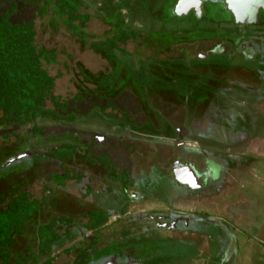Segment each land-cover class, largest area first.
Here are the masks:
<instances>
[{
    "label": "flooded vegetation",
    "instance_id": "1",
    "mask_svg": "<svg viewBox=\"0 0 264 264\" xmlns=\"http://www.w3.org/2000/svg\"><path fill=\"white\" fill-rule=\"evenodd\" d=\"M127 1L119 0L118 10L119 12L126 10L132 16L126 6ZM150 1L144 2L142 7H146L151 14L157 17L152 19L159 23L160 29L152 30L150 37H154L160 43L166 42L164 44L167 46L173 45V42L169 41L171 37L181 35L186 30L197 28L198 31L202 32L210 31L212 35H207L204 37L205 39L200 40V45L204 48H200L196 53L194 52L195 54L193 53L187 57L183 56L179 60L181 63L184 61L182 67H172L173 69L167 67L165 69V66H161L160 62L151 63V69H159L158 79L154 80H159L158 82L151 83L152 81L144 79L142 85L140 82L137 84L136 78L138 76L144 77V73L138 71L135 74L133 71H129V67L127 72L121 74V77L117 73H115V75H118L117 77L111 75L115 80L118 78V83L124 87L125 91L123 93L121 88L119 89V85L117 87L122 93L121 95H128L126 94L129 90L128 87L134 85L138 99L143 102L142 111L152 112L151 116L143 115L141 123L140 120L137 123V120L121 113L116 118H108L109 125L105 128V136L99 137L97 132L91 129L89 131L91 138L84 139L78 144L60 143L48 149L43 157L34 159L39 166L51 163L58 168L57 171L52 168L41 184L43 189L41 196L37 199H45L46 202L39 213L48 205V196H52L57 190H65L70 185L75 187L76 191H84L81 194L73 195L75 197L73 199L74 213L69 215L59 214L46 222H42V224H45L59 217H70L72 219L68 228L71 230L73 238L65 243L62 248L53 250L51 256L55 257V264H74L79 260L78 257L82 251H86V257L89 259L86 264H199L198 240L202 236L208 235L211 246H213L215 239L219 242L218 226L215 224L214 218L211 217L213 213L209 215L203 209L199 210L195 206L200 201V196L207 195L208 191L213 189L214 185L216 186L219 179H215V175L220 172L221 168L225 166L227 170H231L238 163L239 159L237 162L234 159L241 158L242 155L237 153L234 147L246 141L245 138L241 137L242 131L238 129L245 123L244 128L247 130L249 124L246 121L251 116V113L244 109L245 95L241 96L236 92L238 90L233 85V81L228 82L231 85L230 87L219 82L224 77H228L229 74L227 73L230 70L228 66L220 63L235 55L249 60L261 55L264 50L254 46L248 38L244 40V42L247 41V44L240 45L241 43L239 44L231 34L235 33L237 35L240 32L239 27L244 30L256 28L255 33H264V10H259L256 23L244 26L235 23L232 13L227 9L225 0H200L199 3L197 0H188L186 5L191 6L187 9L185 7L178 8L179 0H170L163 11H161L163 8L162 0H156L152 8L149 7ZM157 12H160L162 17H158ZM159 18H163L162 21L171 25L172 29H168V26L165 28L163 25L162 30L161 25L163 22L159 21L161 20ZM129 19L128 16L125 23H121L116 19L115 24H111L113 25L111 36L115 28L128 33H135V40L148 32L146 29L135 25L133 29H129L127 25ZM175 20L178 21L179 25L188 23V26L182 28L174 26ZM202 22L214 24V26L201 27L200 23ZM222 25H229L230 27ZM222 31H224L227 38L225 41L228 42L232 51L230 54L223 53L225 50L220 42L215 41V43L212 41V39L221 40L220 33ZM200 41L193 39L191 42L193 44ZM180 44H184L183 47H180L181 49L187 48L190 41L186 43L176 42L174 46ZM237 46H239V50L235 51ZM248 49H251V51L246 52ZM157 54H160V52ZM191 58L198 59L194 63L191 62L195 64V69L201 65L202 68L208 71H191L193 68L189 67L191 63L188 61ZM145 64L149 65L148 63ZM184 69H187L190 75L194 74V78L186 76L182 83L187 88L192 83L200 85L201 88L198 92L194 93L193 90L183 92L180 87L163 83V80L168 77L166 74L175 71L185 72ZM140 85L142 90L139 88ZM169 96L175 97L179 102L181 101L185 109L192 105L194 101H197L198 107H204L213 98L217 111L223 112L225 115V117L219 118L220 124L223 125V130L220 131L219 136H226L229 138L228 142L220 137L201 134L199 130L188 124L189 118L183 117V120L179 123L180 126L175 128V125L161 113V110L159 113L155 109V107L159 108L160 105L154 104V100L166 103ZM148 102L150 108L147 107L146 109ZM106 106L112 107L109 102L106 103ZM100 110L104 111L103 108ZM157 112L158 114H156ZM67 114L73 116L74 119L64 122L74 125L78 119L77 112L68 113L67 111ZM36 134L33 135L32 132L33 137H36ZM136 143H139V145L141 143L145 144L144 147L139 148ZM195 143L198 147L192 145ZM158 144L166 147V152L157 149ZM63 145L74 146L77 149L76 153L69 158L62 159L51 155L54 148H60ZM168 148L170 149L168 150ZM117 152L124 153V158L120 159L122 163L112 161V153L116 154ZM126 152L128 158H126ZM29 153L30 150L24 153L18 150L12 156V161H16L17 168L24 165L25 158L23 157L26 154L29 155ZM74 159H81V163H84L82 169H78L76 165H70V168H67V163ZM247 160L245 159L246 163H248ZM191 167L195 169V173L191 170ZM122 172L126 173L125 183H123L124 179L120 180L118 178V175ZM67 174L70 178L65 179L62 184H58L52 179L53 176L62 178ZM11 181L15 188L8 195L4 206L9 204L15 193L19 191L33 195L26 187L18 188L17 179ZM94 199H96L95 202ZM88 203H90V206H88ZM191 206L194 208L191 209ZM93 212L106 213L108 215L107 220L99 227L86 229L85 226L90 225L95 220L93 217L88 218L86 216ZM28 224L25 233L14 235L12 255L16 244L20 243L21 237L26 235ZM116 225L117 228L111 230L112 238L109 239L104 232L109 231L112 226ZM35 238L33 239L35 246L25 243V251L17 253L15 255L16 259L18 255L23 254L26 257L25 260H27L23 263H28L30 253L28 247H31L37 261L46 258V255L36 249ZM230 244L228 249H230ZM68 249H71L70 253L66 252ZM95 254L98 256L95 257ZM16 259L13 264H16ZM210 264L216 263L212 261Z\"/></svg>",
    "mask_w": 264,
    "mask_h": 264
},
{
    "label": "rangeland",
    "instance_id": "2",
    "mask_svg": "<svg viewBox=\"0 0 264 264\" xmlns=\"http://www.w3.org/2000/svg\"><path fill=\"white\" fill-rule=\"evenodd\" d=\"M118 1L119 0H83L86 11L91 16L87 24V32L95 35L97 37L96 40L106 39L111 36L113 31V25L111 24H115L116 19L121 23H125L129 16L130 19L127 24L129 29H133L135 26L142 27L149 33H144L141 38L135 41L117 44L115 47L104 46L93 51L87 46L81 45L59 22H56V29H52L48 25L50 14L45 15L43 18H36L38 4L33 0H0V14L14 8L15 12L11 17L13 23H23L34 19L37 43L47 49H54L58 52L57 63L54 65H44V67L51 76L57 77V75L60 74L55 81L53 93L63 100L68 101V113L77 112L78 116L77 122L74 125L64 121H57L49 117H40L37 119L36 124L41 128V131L36 134V137L32 135L33 128L31 124L20 125L13 122L0 124V206H4L8 195L13 188H15L12 184V179L18 180V188L26 187L36 198L41 196L40 194L43 189L41 184L44 178L52 168L55 171H57L58 168L54 167L51 163L45 166H39L34 159H36V157H43L48 149L53 146L59 145L60 143L78 144L84 139L91 138L89 132L91 129H94L99 137L105 136V128L109 125L108 118H116L120 116L121 113H125L128 117L137 120V123H139V120L141 123L143 115H152V112H147L146 110L142 111L143 102L138 99L136 87H134V85L129 86V90L126 93L128 95L123 96L121 94L125 91L124 87L118 83V78L115 80L111 75L117 73L118 75L120 74L121 77V74L127 72L129 67V71H133L135 74L138 71L144 73V77L138 76L136 78L137 84L139 82L141 84L144 79L152 81L151 83L158 82L159 80H154L158 79L160 74L158 71L159 69H151V63L160 62V65L165 66V69H167V67L168 69H173L172 67H182L184 61L181 63L179 60L182 59L183 56L187 57L194 52L196 53V51L203 47L200 45V40L205 39L204 37L207 35H212L210 31L202 32L198 31V28L186 30V32L181 35L171 37L169 41H172L173 45L167 46L164 44L166 42L160 43L159 40L150 37L152 30L156 31L160 28L159 23L154 21L157 17L151 14L146 7H142V4L147 2V0L127 1L126 6L132 16H130L126 10L119 12ZM155 2L156 0H151L149 7L152 8ZM162 3L163 8L161 11L170 3V0H162ZM156 14L158 17H162L160 12ZM223 18H225V16H223ZM159 19H161L159 21L163 20V18ZM162 22V30L164 26L165 28L168 26V29H172L171 25L164 23L165 21ZM180 25L177 20L174 21V26H179L181 28L187 27L188 23ZM200 26L212 27L214 24L202 22ZM222 26L230 27L229 25ZM239 30L240 32H238L237 35L235 33L231 35L239 44L241 43L240 45L247 44V41L244 42V40L248 38L254 46H258L260 49L262 48L261 50H264V33H255L254 31L256 28L244 30L242 27H239ZM220 34L221 40L212 39V41H217V43L220 42L225 50L223 53L230 54L232 51L228 42L225 41L227 38L224 31ZM193 39H197V41L199 40L200 42L192 44L191 41H193ZM189 41L190 45L187 48H180L183 47L184 44L174 46L176 42L186 43ZM238 50L239 46L236 47L235 51ZM249 51H251V49L246 50V52ZM159 52L160 54H157ZM197 60L198 59L194 60L191 58L188 61L194 63V61L196 62ZM225 62L220 64H224L230 68L227 73L229 75L219 80V82L230 87L231 85L228 82L232 80L233 85H235L236 90H238L236 92L246 97L244 109L251 113V116H249L246 121L249 124L247 130L244 128L245 123L238 129L242 131L241 137L245 138L246 141L234 147L235 151L237 153L253 151L255 155L262 154L264 156V51L255 59L249 60L242 56L235 55L230 58L228 57V59L226 58ZM192 63L189 66L193 68L191 71H208L202 68L201 65L195 69V64ZM184 71L185 72L180 73L175 71L166 74L168 77L163 80V83L172 86L175 85L178 88L180 87L183 92H191L192 90L194 93L198 92L201 88L200 85H194L192 83L191 85L189 84L187 88V86L182 83L186 76H192L191 78H194V74L190 75L187 69H184ZM118 75H115V77ZM189 81L191 82L192 80L190 79ZM118 85L122 93L117 88ZM141 85L139 88L142 90ZM179 91L178 89V92ZM77 97L80 99L75 100ZM107 102H109L112 107H107ZM154 104L160 105L159 108L155 107V109L159 113L161 110V113L170 119V122L175 125V128L180 126L179 123L183 120V117L186 119L189 118L188 124H190L192 128L199 130L201 134L220 137L222 140L225 139L228 142L229 138L226 136H222L223 138L219 136L220 131L223 130V125L220 124L221 121L219 118L222 116L225 117V115L223 112L217 111L218 109L215 106L213 98H211V101L204 107H198L197 101H194L192 105L186 109L181 101L179 102L175 97L171 96H169L166 103L154 100ZM217 104L219 103L217 102ZM147 107L150 108L149 102L146 104V109ZM101 108H103L104 111L100 110ZM158 112L156 114H158ZM206 131L208 132L206 133ZM136 144V146L140 148L144 147L145 143L140 144L143 146H140L139 143ZM192 145L198 147L197 143ZM211 148H213V146H211ZM157 149L165 152L167 150L162 144H158ZM169 149L170 148H168V150ZM18 150L22 153L30 150L29 155H24V165H21L20 168H17L16 161H12V156L15 155ZM127 154L126 152V158H128ZM123 156L124 153L117 152L116 154L112 153L111 158L112 161L119 162ZM247 162H249V159ZM120 163H122V161H120ZM70 165H76L78 169H82L84 163H81V159H74L67 163V168H70ZM246 166L245 157L242 155L238 163L235 164V167L243 169L246 168ZM252 167L262 171V174H264V158L260 156L259 160L256 161V165H252ZM262 178L263 180L258 181V183H260L264 191V177ZM83 192L84 191L80 192V190L76 191L75 187L69 185L67 189L57 190L52 196L49 195L48 205L29 222L26 235L21 237L20 243L16 244L10 264H13L17 253L25 251V243H30L35 246L33 239L35 238L38 225L50 220L56 215H69L74 213L73 199L75 197H73V195L75 196ZM95 200L96 199H94V202ZM88 206H90V203H88ZM116 228L117 225L112 226L109 231H105L106 237L111 239V230H116ZM259 247L264 249L263 245Z\"/></svg>",
    "mask_w": 264,
    "mask_h": 264
},
{
    "label": "trees",
    "instance_id": "3",
    "mask_svg": "<svg viewBox=\"0 0 264 264\" xmlns=\"http://www.w3.org/2000/svg\"><path fill=\"white\" fill-rule=\"evenodd\" d=\"M38 7L36 18H43L50 14L48 25L56 29L59 22L64 29L83 46L96 51L100 47H115L136 39L135 33H128L115 28L112 36L96 40V36L87 32L90 14L86 11L83 0H33ZM15 9L11 8L0 14V124L16 122L20 125L31 124L33 135L40 132L36 124L39 117H49L56 120L72 121L73 116L67 114L68 101L56 96L55 81L60 74L51 76L44 65L57 63L58 52L47 49L36 41L35 20L23 23H13L11 17ZM80 99L77 97L75 100ZM77 149L72 145L54 148L51 155L55 158H69ZM70 178L53 176L52 179L62 184ZM125 183L126 173L118 175ZM45 199H37L33 195L19 191L15 193L9 204L0 207V263L9 264L14 246V235L26 232L29 221L45 205ZM94 218V222L85 228H95L104 224L108 215L93 212L87 215ZM70 217L54 218L39 225L36 231V249L46 255L42 261H37L28 247L27 264H55V257L51 256L56 248H62L72 240L71 230L68 228ZM71 252V249L66 251ZM101 255V254H99ZM86 251H82L78 261L74 264H86ZM98 255L95 254V257ZM26 257L18 255L16 264L23 263Z\"/></svg>",
    "mask_w": 264,
    "mask_h": 264
},
{
    "label": "crops",
    "instance_id": "4",
    "mask_svg": "<svg viewBox=\"0 0 264 264\" xmlns=\"http://www.w3.org/2000/svg\"><path fill=\"white\" fill-rule=\"evenodd\" d=\"M241 155L249 159L247 167L227 170L223 166L215 175L216 186L195 206L213 213L220 242L215 239L211 246L208 235L198 240L199 264H264V249L259 247L264 246V191L258 183L264 174L252 167L264 156L253 151Z\"/></svg>",
    "mask_w": 264,
    "mask_h": 264
},
{
    "label": "water",
    "instance_id": "5",
    "mask_svg": "<svg viewBox=\"0 0 264 264\" xmlns=\"http://www.w3.org/2000/svg\"><path fill=\"white\" fill-rule=\"evenodd\" d=\"M188 0H179L178 8L191 5H186ZM199 3L200 0H197ZM227 9L232 13L235 23L248 26L254 24L258 20L259 10H264V0H225ZM186 5V6H185ZM195 173V169L191 167Z\"/></svg>",
    "mask_w": 264,
    "mask_h": 264
}]
</instances>
